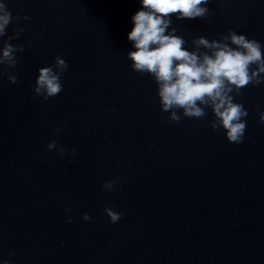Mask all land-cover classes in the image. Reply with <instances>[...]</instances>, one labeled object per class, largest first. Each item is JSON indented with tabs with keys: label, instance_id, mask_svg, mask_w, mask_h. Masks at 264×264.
<instances>
[{
	"label": "water",
	"instance_id": "obj_1",
	"mask_svg": "<svg viewBox=\"0 0 264 264\" xmlns=\"http://www.w3.org/2000/svg\"><path fill=\"white\" fill-rule=\"evenodd\" d=\"M6 3L21 17L7 33L23 27L11 42L24 51L9 70L17 82L0 76V259L264 264V83L234 97L248 115L243 142L233 144L209 127L210 109L203 119L169 122L151 76L131 69L127 33L140 0ZM207 7V18L172 17L189 50L193 37L218 39L228 29L264 45V0ZM57 55L68 64L63 90L43 100L33 92L37 69ZM50 140L66 154L48 150ZM105 207L120 220L110 223Z\"/></svg>",
	"mask_w": 264,
	"mask_h": 264
},
{
	"label": "clouds",
	"instance_id": "obj_2",
	"mask_svg": "<svg viewBox=\"0 0 264 264\" xmlns=\"http://www.w3.org/2000/svg\"><path fill=\"white\" fill-rule=\"evenodd\" d=\"M210 0H140L141 8L131 17L132 29L127 33L134 51H128L127 59L134 72L148 74L156 85L158 105L162 112L168 113L169 122H179L182 118L203 119L211 110L212 118L208 125L213 130H224L228 142L240 144L246 131L248 112L244 105L234 97L241 95V90L249 85L264 83V45L245 34L228 29L218 39H208L203 35L191 40V50L186 41L172 27V17L177 19L207 18L211 9ZM7 7L6 0H0V76H6L10 83L17 82V76L9 70L17 67L18 52L24 51V45L11 41L17 38L23 27L17 25L9 36L7 28L19 21ZM23 19L30 17L25 15ZM29 47L31 43L29 42ZM68 68L67 62L57 55L53 63L39 67L35 77L33 92L43 100L58 96L63 90L61 75ZM112 111V109H109ZM259 120L264 122V111ZM53 129V132H59ZM66 154L64 147L56 140H50L46 146ZM75 154V149H71ZM119 177L105 180L101 188L111 192L119 183ZM66 212L70 209L65 208ZM103 211L110 223L115 224L121 213L112 207ZM81 219L91 217L82 213ZM68 223H72L69 216ZM11 254V253H10ZM0 264H10L7 259H0Z\"/></svg>",
	"mask_w": 264,
	"mask_h": 264
}]
</instances>
